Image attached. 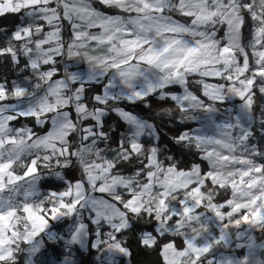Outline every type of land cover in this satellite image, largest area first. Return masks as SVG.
Listing matches in <instances>:
<instances>
[{
	"label": "snow or ice",
	"instance_id": "1",
	"mask_svg": "<svg viewBox=\"0 0 264 264\" xmlns=\"http://www.w3.org/2000/svg\"><path fill=\"white\" fill-rule=\"evenodd\" d=\"M137 252L264 264V0H0V264Z\"/></svg>",
	"mask_w": 264,
	"mask_h": 264
},
{
	"label": "trees",
	"instance_id": "2",
	"mask_svg": "<svg viewBox=\"0 0 264 264\" xmlns=\"http://www.w3.org/2000/svg\"><path fill=\"white\" fill-rule=\"evenodd\" d=\"M134 260L136 264H152L154 257L151 255L137 252L136 255L134 256Z\"/></svg>",
	"mask_w": 264,
	"mask_h": 264
}]
</instances>
